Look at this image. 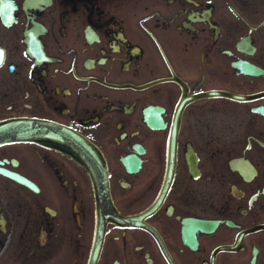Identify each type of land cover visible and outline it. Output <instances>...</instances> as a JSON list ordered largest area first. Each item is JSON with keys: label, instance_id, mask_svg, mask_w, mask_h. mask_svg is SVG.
Listing matches in <instances>:
<instances>
[{"label": "flooded vegetation", "instance_id": "1", "mask_svg": "<svg viewBox=\"0 0 264 264\" xmlns=\"http://www.w3.org/2000/svg\"><path fill=\"white\" fill-rule=\"evenodd\" d=\"M0 264H264V0H4Z\"/></svg>", "mask_w": 264, "mask_h": 264}, {"label": "snow or ice", "instance_id": "2", "mask_svg": "<svg viewBox=\"0 0 264 264\" xmlns=\"http://www.w3.org/2000/svg\"><path fill=\"white\" fill-rule=\"evenodd\" d=\"M3 2H4V0H0V3H3ZM13 7H14V5H12L10 2H8L6 4V7L0 8V14H2L6 10H11ZM3 55L4 54H3L2 50H0V62H2V60H3Z\"/></svg>", "mask_w": 264, "mask_h": 264}]
</instances>
